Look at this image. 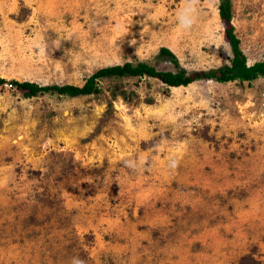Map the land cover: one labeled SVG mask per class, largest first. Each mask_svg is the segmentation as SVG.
I'll list each match as a JSON object with an SVG mask.
<instances>
[{
  "label": "rangeland",
  "instance_id": "obj_1",
  "mask_svg": "<svg viewBox=\"0 0 264 264\" xmlns=\"http://www.w3.org/2000/svg\"><path fill=\"white\" fill-rule=\"evenodd\" d=\"M231 4L264 61V0ZM226 27L219 0H0V264H264V76L105 77L74 97L13 84L176 71L164 46L209 70L232 59Z\"/></svg>",
  "mask_w": 264,
  "mask_h": 264
},
{
  "label": "trees",
  "instance_id": "obj_2",
  "mask_svg": "<svg viewBox=\"0 0 264 264\" xmlns=\"http://www.w3.org/2000/svg\"><path fill=\"white\" fill-rule=\"evenodd\" d=\"M231 0H219V11L222 19L227 23L226 36L232 49V59L230 63H225L219 67L209 70L188 72L185 68L179 66L180 62L173 51L164 46L159 51L160 56H167L168 59L177 67L176 71L158 70L154 65L146 61H138L136 63L127 61L123 64H114L100 68L92 74L83 85L75 84H47L41 85L34 81H14L13 84L25 89V95L30 97L39 93L58 92L68 96L87 95L101 90L100 85L96 82L98 79L105 77H156L168 86L188 85L200 79H215L219 82H228L239 80L252 81L259 76H264V61H256L252 64L248 63L247 56L241 50L240 40L234 33L233 27L230 25L232 19ZM6 79L0 76V85L4 84ZM124 98L127 94L124 90L120 91ZM113 95L117 96L116 90ZM112 107V101L109 102Z\"/></svg>",
  "mask_w": 264,
  "mask_h": 264
}]
</instances>
